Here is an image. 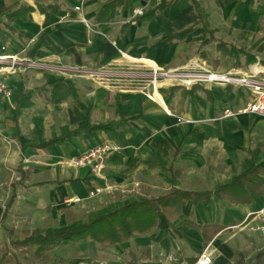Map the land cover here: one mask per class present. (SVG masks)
I'll list each match as a JSON object with an SVG mask.
<instances>
[{
  "label": "crops",
  "instance_id": "0c3cea01",
  "mask_svg": "<svg viewBox=\"0 0 264 264\" xmlns=\"http://www.w3.org/2000/svg\"><path fill=\"white\" fill-rule=\"evenodd\" d=\"M14 1L0 0V6ZM107 1L57 0L59 11L46 18L33 0H23L24 5L33 7L28 18L15 19L10 23L11 30L0 25V59L18 54L38 58L46 68L2 75L12 95L0 96V170L11 169L18 177L9 181L7 192L0 191L5 198L0 224L12 221L9 211H14L21 200L28 202L24 207L49 205L53 210L78 197L84 199V208H90L86 220L90 221L133 200L158 196L172 186L214 192L232 183L253 163L264 162V115L237 113L221 117L224 108L242 107L246 99L244 89L231 84L197 82L199 89L188 96L180 90L168 92L169 87L177 85L169 78L166 82H154V89L148 79L152 68L173 71L191 62L200 65L208 61L209 47L202 51L207 46L218 55L212 58L216 71L238 69L260 77L264 66L258 64L255 55L215 35L216 26L226 18V6L239 5L240 18L248 20L250 15L264 14V0H194L199 6L197 10L191 0H168L163 12L150 20L132 18L131 11L142 0H126L121 8L110 13V22L100 28L95 18ZM198 15L203 24H197L183 41L167 44L160 40L164 33L194 24ZM0 21H6L4 15H0ZM204 37L213 39L200 46ZM221 40L242 48L253 56V61L244 65V56H240L241 66H237L234 57L224 56L216 49ZM83 69L144 75L139 79L104 78L103 82L74 76L83 74L78 71ZM60 83L70 92L65 99L63 92L52 95L54 90L60 92ZM95 125L109 128L89 131ZM70 131L75 133L64 141L41 146ZM111 143L118 149L108 153L98 174L91 173L88 166L72 165V160L89 148ZM46 184L53 186L29 192L33 186ZM104 186L107 192H124V198L115 200L110 196L107 201H99L103 205L90 207L92 203L85 202L88 191ZM0 188L4 189L1 182ZM262 208L264 195H253L246 204L215 196L197 203L186 201L172 226H167L159 215L153 233L113 247H101L108 252L104 264H190L188 259H195L201 248L211 252L212 264H235L241 256L251 260L256 251L264 249V235L237 225L248 213ZM188 219L200 226L217 225L222 230L206 245L200 232L186 226ZM3 225L6 232H14L13 226ZM40 234L44 233L24 237ZM167 234L170 237L164 239ZM160 246L165 249L166 258L151 259V251ZM132 249L144 251L145 259L124 261L123 256Z\"/></svg>",
  "mask_w": 264,
  "mask_h": 264
},
{
  "label": "trees",
  "instance_id": "16d2710c",
  "mask_svg": "<svg viewBox=\"0 0 264 264\" xmlns=\"http://www.w3.org/2000/svg\"><path fill=\"white\" fill-rule=\"evenodd\" d=\"M22 1L23 0H16L9 6H0V15H4L6 20L5 22L0 21V25L11 30L10 23L15 19L21 18L25 20L28 18L27 14L33 10V7L24 5ZM33 1L38 10L45 14L46 18H48L49 14L58 12L60 8L57 0ZM125 1L126 0H108L96 15L95 22L98 26L101 28L109 23L110 13L114 10L116 11L117 8H121L125 4ZM191 2L193 8L197 10L199 8L198 4L194 0H191ZM167 3L168 0H149V4L143 11V14L134 19H153L163 12L164 8L167 7ZM197 24H203L199 15L194 24L187 27H178V29H175L173 32L164 33L160 36V40L167 44H171L174 41H183L186 36L193 31ZM204 25V34H206V27ZM212 39L213 37H209L208 39L204 37L199 45H206ZM216 49L224 56L234 57L237 66H241L239 63L240 56H244V65L253 61V56H251V54L247 53L242 48H238L222 40L217 42ZM196 84L197 83L192 84L189 89H186L183 85L177 84L169 87L167 91L173 94L177 90H180L182 94L189 96L199 89ZM59 87L60 92L59 90H54L52 91V95L55 97V95L62 94L61 92H63L62 98L65 99L70 92L66 90L61 83ZM208 98L212 101L209 94ZM101 128H109V126L95 125L91 127L89 131ZM73 133H75V131L59 135L56 138L48 140L41 146L58 144L73 135ZM253 195H264V162L259 164L253 163L247 171L245 170V172L235 176L232 183L223 185L214 192L183 190L173 188L172 186V188H169L158 196L144 198L140 201L133 200L118 209H114V211L101 214L90 221H84L66 229L50 231L40 235H31L21 239L13 238L12 230L8 229V242L10 248L7 247L5 249L6 251L0 255V264L8 262L19 264L17 255L12 252L13 249L27 251L30 255L29 259L33 264L61 263L64 262L65 259H56V257L53 256L54 250L59 247L77 244L81 241H92L100 247H113L133 237L147 236L153 233L158 225L159 215L163 217L167 226H172V223L180 215L181 208L186 201L197 203L199 200L208 201L212 196H215L218 199L234 204H246L251 201ZM11 199L13 200V197ZM5 215L6 212L4 211L2 219L5 218ZM185 224L200 232L206 245L220 230H222L217 225L200 226L196 224L193 219L186 220ZM240 259L242 260H238L235 264H264V249L256 251L251 260H245L242 256ZM188 261L190 264H194L196 260L188 259Z\"/></svg>",
  "mask_w": 264,
  "mask_h": 264
},
{
  "label": "rangeland",
  "instance_id": "374dc122",
  "mask_svg": "<svg viewBox=\"0 0 264 264\" xmlns=\"http://www.w3.org/2000/svg\"><path fill=\"white\" fill-rule=\"evenodd\" d=\"M140 5L141 3L135 5V7H139ZM147 6L148 5H146L145 8H147ZM218 7L220 8V5H218ZM224 10H225L226 18L223 22H221L219 27L216 26L217 28L216 31L218 33L215 36L223 40L224 39L228 40L239 47H244L248 52L255 55V60H257L258 64L264 66V18H261V16L264 14H262L261 16H257L256 14H254L253 16L250 15V19L247 20L245 18V20H242L240 18L241 8L239 5L226 6ZM210 45H213V43ZM208 47H209L208 52H209L210 59L208 61L202 62V64L200 65L196 63L194 64L193 62H191L192 64L191 66L194 67L193 69L200 73H202V69L209 70L211 72H220V73L228 72L229 70L228 71L227 70L216 71L217 68L214 67L212 58L218 57V55L215 52V50L213 51L212 49H210V46L203 48L202 51L205 52V50ZM10 56H15L16 59L20 61L18 65L16 64V66L11 69L10 73H14V72L17 73V71H25V70L46 69L42 67L44 65L41 64L40 61L37 60L38 58L31 59L28 56L21 57L18 54H13ZM7 61H9V59H3L2 61H0V67L8 65ZM163 72H168V70L167 71L163 70ZM10 73H6V74H10ZM74 74H75L74 75L75 77H83V76L89 77L88 74H81V73H74ZM259 76L264 77V71H262V73H260ZM90 78L91 79L94 78L97 81H101L102 79V82L104 81L103 77L101 78V77H91L90 76L89 79ZM112 79L119 80L118 78H112ZM105 80H108V79H105ZM166 80L167 78L160 77L157 79L156 84L159 82H166ZM170 81H172L173 83L177 82V84L182 85V83L178 80H170ZM197 82L200 83L204 81H202V79L199 78L198 80L191 82V84L197 83ZM105 84L106 86H109L108 82ZM153 85L154 84L151 82L150 86L153 87ZM222 85H225V84H222ZM15 177H18V174H15L14 172H12L11 169L10 170L7 169L5 172L0 170V182H1V186L4 187L3 190H1L0 188V191L7 192L9 181L14 180ZM51 186L53 185L46 184V185L33 186L29 189V192H32V193L39 192L41 189H46ZM107 189L108 188L105 187L103 191L100 192V194L98 193L96 196L89 197L85 202L92 203L90 205V207H92L94 204L103 205V203H99V201L100 202L101 200L107 201L106 199H108V197L110 196L114 198L115 200H118V199L120 200V198L121 199L124 198L122 196L124 192H120V191L107 192L109 191ZM130 193L134 194V192H130ZM4 199L5 198L3 196H0V214L3 209L4 202H5ZM21 201L22 203L19 206H16V209L14 211H12V209L9 211V214L11 215L9 218L12 221H8V222L6 221V223L3 222L0 224V255L4 251H6L5 249L7 247L10 248V245L8 242L9 236L7 235L6 230L2 227L4 226L3 224L7 225L8 227H10V225L13 226L14 238H21V237H24V235H27L30 233H45L47 231H52V230L66 229L81 221L84 222L88 218L87 214H89V212L87 213V211L90 209L86 207L84 208V206L82 205V203L84 202V199L83 200L80 199L79 201L71 202L69 204L65 203L66 201L62 202L60 207H56V209H53V210L49 205L41 206V208L36 205H33V206L27 205V207H24L23 205L24 204L26 205L28 202L25 200H21ZM175 231H178V230H175ZM169 237L170 235L167 234V236L163 238L167 239ZM77 244H72L66 247L57 248L56 250H54L53 256L56 257V259L65 258V261L69 262L68 264H71L73 262H74L73 264H76V263L78 264H104V260L106 258L105 255L108 252L102 249L100 246H98V244L96 245L92 241H88V242L81 241L79 245ZM164 250L165 249H163L162 246H160V248L157 247L156 249L151 251L150 258L158 259V258L165 257L164 254L166 252L164 253ZM202 250L203 249L201 248L197 252L195 260L198 258V255H200ZM12 252H14L17 255V261L19 264H33L31 263L29 259L30 255L28 254L27 251H24L21 249H13ZM161 252H163V254ZM184 254L186 253H183V255ZM144 257H145L144 251L134 252L132 249L128 252L126 257L123 256V260L133 261L135 258L145 259ZM176 258L178 259L179 256L176 255ZM238 260H242V259H238ZM3 264H15V263L8 262V263H3ZM50 264H60V263H50Z\"/></svg>",
  "mask_w": 264,
  "mask_h": 264
},
{
  "label": "built area",
  "instance_id": "2783aa9c",
  "mask_svg": "<svg viewBox=\"0 0 264 264\" xmlns=\"http://www.w3.org/2000/svg\"><path fill=\"white\" fill-rule=\"evenodd\" d=\"M159 1V0H158ZM149 4V0H143L139 7H135L132 12V18L140 16L143 14L144 8ZM75 10H79V6L74 7ZM81 21L85 22L84 19ZM3 59H9L7 61L8 65L0 67V96L4 98H9L12 95L11 90L8 88L5 79L3 78L4 73H10L11 69L19 64V60L16 59L15 56H3ZM7 57V58H6ZM3 59H0L2 61ZM190 64L189 66H185L184 68L163 72L157 70H151L148 74V79L154 83L158 78H169L171 80H178L185 87H190L191 82L202 79L204 82H211L214 84H231L237 87H240L245 90V101L241 108L238 110H233L230 108H224L221 114V117H231L236 115L237 113H254L264 115V78L257 77L255 72H247L242 70H229L225 73L220 72H211L209 70H203L202 73L194 70ZM197 67V65H196ZM199 67V66H198ZM82 71L83 74H88L89 77H103V78H140L144 73L132 72V71H122L115 72L104 69H96V70H78ZM194 84V83H193ZM154 86V85H153ZM154 89V88H153ZM181 121V119H178ZM187 121V120H183ZM118 149V146L115 144H98L87 150L84 154L79 156L78 158L72 160V165L75 167H83L88 166L90 168V172L93 174H98L105 157L108 153L113 152ZM104 188L96 187L92 188L88 191L87 196L93 197L98 193L103 191ZM80 198L75 197L66 200V203H71L75 201H79ZM240 228L248 229L253 232H259L264 235V208L260 209V211H255L252 213H248L244 216V219L237 225ZM194 264H212V254L207 248H204L198 258L196 259Z\"/></svg>",
  "mask_w": 264,
  "mask_h": 264
},
{
  "label": "bare ground",
  "instance_id": "6f19581e",
  "mask_svg": "<svg viewBox=\"0 0 264 264\" xmlns=\"http://www.w3.org/2000/svg\"><path fill=\"white\" fill-rule=\"evenodd\" d=\"M5 61H6V60H5ZM151 68H152V67H151ZM152 70H153V71H156V70H154V68H152ZM158 70H159V68H158ZM151 92L153 93V91H151ZM149 97L151 98V95H150Z\"/></svg>",
  "mask_w": 264,
  "mask_h": 264
}]
</instances>
